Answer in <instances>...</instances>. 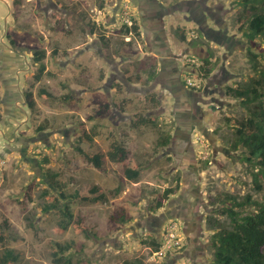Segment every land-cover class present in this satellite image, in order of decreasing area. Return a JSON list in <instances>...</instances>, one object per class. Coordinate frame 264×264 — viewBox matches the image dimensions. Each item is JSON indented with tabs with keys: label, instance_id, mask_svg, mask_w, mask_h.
<instances>
[{
	"label": "rangeland",
	"instance_id": "1",
	"mask_svg": "<svg viewBox=\"0 0 264 264\" xmlns=\"http://www.w3.org/2000/svg\"><path fill=\"white\" fill-rule=\"evenodd\" d=\"M55 1L67 5L68 13L48 11L47 0H18L16 6V0H0V24L5 25L9 10L13 9L6 23L8 34L30 56V67H24L19 75L23 87L29 84L27 91L33 95L43 88L54 96L38 95L36 109L27 107L24 119L23 113L18 115V109L6 106L5 101L0 103L1 123L6 126L0 134V235L5 230L9 235L8 246L22 254L18 264H51L55 242L74 245L68 252L73 264H126L139 259L144 264H213V231L207 220L216 217L226 221V216L221 214L227 205L223 199L235 195L244 200L251 195L264 202V180L259 191L253 169L242 159L245 149L236 151L231 147L236 139L235 123L247 115L241 100L227 94L228 87L237 88L260 76L252 69L247 51L250 44L240 28H246L253 16L264 9L242 5V0H200L207 1L217 15H222L218 23L211 18L204 23L213 28L221 23L224 31L218 35L219 39L199 35L198 24L192 23L201 19L197 13H190L188 19L184 16L183 11L197 8L198 3L181 5L176 14L164 20L163 32L168 33L171 46L179 55L181 80L189 87L188 91L206 100L200 102L199 113L187 92L176 91L179 99L175 107L174 97L167 93L166 85L152 92L156 99L163 98L162 105L153 104L151 95L128 93L125 86L119 85L121 82L116 83L121 90L112 94L111 83L106 84L113 72L107 59L126 60L121 68L134 82L150 73V65L158 64L157 58L145 55L152 52V47L144 37V30L141 29V38L129 35L132 43H125V33L120 32L124 28L122 7L116 23L112 24L111 20L115 0ZM160 1L168 5L199 0ZM124 2L129 4L133 18L140 25L147 15L141 19L133 2ZM72 3L77 5L73 7ZM101 4L105 7L103 15L98 12ZM94 19H100L103 25L95 31L97 40L91 43L93 46L99 42L100 50L93 46L81 60L79 57L83 55H76L89 43L88 24ZM177 29L185 30L186 42L180 41ZM101 36L105 37L104 42L98 40ZM194 39L198 41L195 46L191 45ZM78 43L82 45L76 49ZM7 46H11L10 41ZM35 50L46 51L45 63L49 68L40 82L34 77L38 68L33 60ZM253 50L259 54V69L264 70L262 37L256 40ZM53 51L59 53L54 55ZM74 57L76 60L72 63ZM207 58L209 67L213 66L211 75L223 67L227 73V78L219 77L210 86L216 92V87L222 85V93L210 95L208 92V77L203 76L202 69ZM122 61L120 64L125 62ZM188 78L193 85H188ZM149 81L153 80L149 78ZM103 86H107V92ZM67 95L70 98L64 99ZM213 98L223 106L217 108L220 105ZM114 108L121 113L113 114ZM227 118L233 119L232 122L228 123ZM144 119H151L153 123L145 124ZM39 126L47 129L38 131ZM167 135H171L170 143L161 146L159 142ZM115 142H121L128 149L131 160L140 168L137 182L125 177L123 164L108 159L107 153ZM78 146L91 154H103L104 169L95 168L77 151ZM178 178L177 194L165 201L163 208L156 209L164 191L175 187ZM95 186L106 193L107 202L75 198L68 201L75 220L85 218L90 237L75 225L61 230L60 211L43 210L48 201L44 193L48 189H54L53 193L59 196L61 192L67 196L76 192L88 195ZM122 215L130 219L129 223L121 222ZM174 222L181 246L165 249L164 255L153 253L146 244L148 235L161 239L162 231ZM2 253L0 243V256Z\"/></svg>",
	"mask_w": 264,
	"mask_h": 264
},
{
	"label": "trees",
	"instance_id": "2",
	"mask_svg": "<svg viewBox=\"0 0 264 264\" xmlns=\"http://www.w3.org/2000/svg\"><path fill=\"white\" fill-rule=\"evenodd\" d=\"M242 5L251 4L252 6H258L264 9V0H242ZM91 22V21H90ZM92 23H95L94 21ZM94 26L92 27L93 32ZM248 43L247 48L248 55L251 61L252 69L255 72H259V78L251 79L247 83H241L237 88L228 87L227 94L232 95L235 98L241 100L243 108L246 110V117L240 122H236L234 128L236 129V139L232 143L233 150L245 149L243 161L249 164L253 169L252 175L254 183L257 189L261 191L263 186L261 180H264V70L259 69L258 59L259 54L253 49L255 48L256 40L260 37L264 39V12L256 13L252 20L246 25V28H240ZM123 30H126V34H132L137 39L141 38V27L134 19L132 27L125 25ZM91 32V33H92ZM201 37L207 36L205 31L200 28L198 30ZM176 34L181 42L187 41V35L185 30L177 29ZM10 43L17 50L24 52L25 49L17 46V40L8 36ZM100 41H105V37L101 36ZM132 41H130V44ZM198 44L196 39L191 42V45ZM27 52V51H26ZM260 52H263L262 50ZM54 55L59 51H53ZM261 54V53H260ZM35 62L38 64L37 71L34 75L35 79L40 82L44 75L47 73V65L45 63L46 51L37 50L34 52ZM204 77L207 78L213 72V66H210L209 58L204 60ZM196 68V67H195ZM197 69V68H196ZM201 69V68H200ZM198 70V69H197ZM194 72V71H193ZM125 73H127L125 71ZM199 73V72H198ZM156 72L150 75V79L156 78ZM128 80L132 81L131 78ZM38 94L44 98H54L46 89L40 88ZM64 99H69L70 96H64ZM30 106L32 110L36 109V101L31 99ZM1 102V99H0ZM151 102L157 104L155 97H151ZM114 106L119 108L115 103ZM0 113V121L2 120ZM228 123H231L233 119L227 118ZM145 124L153 123V121L144 119ZM47 128L39 126L38 131L46 130ZM171 135L162 137L159 142L161 146H167L170 143ZM77 151L82 154L95 168L103 170L104 155L101 153H89L83 150L80 146L77 147ZM107 157L110 161L115 163H121L124 165V174L128 180L138 181L141 171L134 161L131 160L130 152L121 143L115 142L111 149L107 153ZM130 163V165H128ZM180 179H177L175 187L167 188L162 198L158 201L155 208L161 209L165 206V201L171 200L180 188ZM44 193V196L48 199L44 204V211L49 213L51 211L59 210L62 214V219L59 223L61 230L65 231L70 226L75 225V228L83 232L86 237L91 236V232L85 224V218L80 217L75 220L74 213L70 207L69 199L75 198L83 201L92 200L94 202H107L106 193L98 186L89 190L88 195H81L76 192L74 195L67 196L64 193H60V196L53 193L52 189ZM65 200L64 202L62 201ZM227 203L222 209L221 214L226 216V221L221 222L216 217H210L208 226L213 231L211 236V242L215 249L213 264H264V202L253 199L251 195H248L244 200H240L235 195H227L222 201ZM130 219H127L125 215H122L121 222L124 224L129 223ZM32 225V223H31ZM5 229H9L8 223L4 222ZM149 240L146 242L151 251L158 252L162 249L163 240L158 238L157 235L149 234ZM0 243L3 246V253L0 256V264H18L22 259V254L8 246L9 235L4 232L0 235ZM53 251L51 253V264H73L71 256L68 254L74 245L72 243H60L55 242L52 244ZM80 264V263H78ZM126 264H144L142 260L127 261Z\"/></svg>",
	"mask_w": 264,
	"mask_h": 264
},
{
	"label": "flooded vegetation",
	"instance_id": "3",
	"mask_svg": "<svg viewBox=\"0 0 264 264\" xmlns=\"http://www.w3.org/2000/svg\"><path fill=\"white\" fill-rule=\"evenodd\" d=\"M17 1L18 0H16V2H15L16 3L15 6L17 5ZM105 1H108V0H105ZM124 1L125 0H115V4L112 7V14H113L112 17H111V20L113 21L112 24H115L116 23V21H115L116 16H118V14H120V10H121L122 4L125 3ZM130 1H132L133 4L135 5L136 12L139 13V17H141V19H142V17L145 14L147 16H151L152 18H155V20H157V23L159 24V27L157 29H159L160 31H164L165 32L164 20L166 18H169L170 16H173L174 14H176V12H178L177 10H180L181 9V5L187 4V5L191 6V5H196L197 3L199 4L198 7L192 9L194 11L191 10V13L192 14L193 13L194 14L197 13V15H199L201 17V19L200 20H194L193 22L194 23H197L198 26H199V28L202 31H205L206 32V35H207L206 38L208 37V39H212V37L215 36V38L219 39L218 38V35L219 34H222L223 31H224V29H222V31H221V28H220L221 27V23L217 24V27L216 28H213V27H210V26L208 27L206 24H204L210 18L215 23L220 22V20L222 19V17H221L222 15H219V14L217 15L216 11L211 6L208 5L207 1H205V2L204 1H200V0L199 1H189V2H187V1L180 2L179 1L178 3H173V4H168V5L164 4L160 0H130ZM73 2H75V0ZM75 4L77 5V3H72V6L74 7ZM104 4H106V2H104ZM102 5L103 4H101L99 6L100 9H98V12L101 15H103L102 9H105V7H103ZM46 8H47L48 11H56V12H59L61 14H67L68 11H69L67 5H64L63 3L59 4L55 0H47ZM146 8H148V9L146 10ZM12 10L13 9L10 8L9 15L7 16V21L9 20V16H11ZM73 10L76 12L75 9H73ZM164 13H166V15H164ZM82 16H83V14H82ZM90 21H89V24L90 25L88 24V26L90 27V31H91L92 27L94 26L93 32L91 33V36H90L91 38H93L94 37V34H95V31L97 32V30L99 28H101L103 25L101 23L99 24V22H97V19H94L93 20L95 23H91ZM67 24H69V23L68 22L66 23V28L69 29V27L67 26ZM120 32L121 33L122 32L125 33V36L124 37H126V39H127V40H125L126 41L125 43L128 44V43H130V41H132V38L129 39V35L130 34H126L127 33L126 30H123V28H122L120 30ZM141 37H142V35H141ZM99 38L100 37H98V39ZM93 42H94V39L93 40H90L89 43L86 45V47H84L79 52H77L76 57H79L80 56L79 55L80 52H90L89 50H91L93 48V46L96 49H99L100 50V44H99V42H96L95 41L96 43H94L93 46H92L91 43H93ZM161 46H162V49H161L162 51H164V50L169 51L168 47L166 46L165 41H162V45H160V47ZM35 51H37V50H35ZM34 52H33V60L35 62ZM76 57H74L71 60L72 63L76 60ZM122 59L123 58H121V57H120V60L107 59V61L110 63V65L112 67V70H113V72H111L112 74L108 76L107 81H106V84L107 85L111 83L110 84L111 90L113 88H116V91L115 92H118V91L121 90V87L120 86H122V87L125 86V88L127 89V92L128 93L139 92L141 94H145L146 97L147 96L149 97L150 95L151 96L153 95L152 92H155L159 87L164 86V84L161 83L162 78H160V77L155 78L149 84H148L147 81H144V79L142 80V78L138 79L136 82L133 81V83L131 84V81H128L127 79H125L126 78L125 76H127L128 73H125V71L121 68L122 65L124 63H126V62H123L124 60L122 61ZM121 61L123 62L122 64H120ZM36 65H37V63H36ZM225 73H226V71H225V69L223 67L222 69H220V71L218 73H216L214 75H210V77L207 78L208 79V83L207 84L209 86L207 89L209 90L208 92L210 93V95H212L214 93H222L223 88H224L222 85L219 86V88L216 87V89H215L216 92H213V90L211 89L210 86L219 77L223 78V76L225 75V78H227V75H226L227 73L226 74ZM123 77H125L124 80H123ZM128 77L132 79V76H128ZM162 81L163 82L164 81L166 82V79L165 80H162ZM119 82H121V84H119L120 86L116 85V83H119ZM179 86L182 87V88H185L183 86V84H180ZM103 89H104L105 92L108 91L107 86H103ZM187 92H188V90H187ZM188 95L190 97L191 96L193 97L192 98V101H193V103L195 102L194 103V108L196 109L197 112L201 113V109H200L201 107H200V105H201V103L206 102V100H204L202 97H199L194 92H190L189 91L188 92ZM29 97H31L30 94L24 96L25 100L27 101V105L24 106V108H21V105L24 103V102H22V104L19 105V107L21 109L26 110L25 108H27V107L29 109L31 108ZM162 99L163 98H161V96L156 99L157 102L160 105H162V102H163ZM25 100H22V101H25ZM174 100H175V105L174 106L177 107L178 99L176 98V96H174ZM213 100H214L213 101L214 103H218L220 105L217 108H220V107L223 106V104L220 101H218L217 99L213 98ZM6 102L7 101H5V105H6ZM20 112H22V111H20ZM119 113H121V110L114 108L113 114H119ZM12 117H15V116L13 115ZM2 121H3V119L0 121V131L3 130L2 127H6L5 124H2L1 123ZM1 133H2V131L0 132V134ZM63 133H64V135L67 136V134H66L67 132H63ZM156 220L159 221V219H156Z\"/></svg>",
	"mask_w": 264,
	"mask_h": 264
},
{
	"label": "crops",
	"instance_id": "4",
	"mask_svg": "<svg viewBox=\"0 0 264 264\" xmlns=\"http://www.w3.org/2000/svg\"><path fill=\"white\" fill-rule=\"evenodd\" d=\"M190 13H191L190 10L183 11V14L187 19ZM149 18L150 16H145L143 18L142 23L140 24L141 29L144 30V35H145L144 37L146 41L149 42L148 43L149 46L152 47V52L149 54L146 52L145 55L154 56V58H157V61H158L157 65H150L149 71L150 73H152V71H155L157 75L156 78L160 77L162 78V80L166 79V82L165 81L163 82L161 80V83H163L164 86L166 85L165 89L167 93H169L172 97L176 96V98L179 99L176 91L177 92L182 91L186 93L188 90L187 88H189L188 86L185 85L186 83L182 81L180 78V71L182 70L180 69V65L178 63L179 55L176 54L175 51L173 50L171 46L172 41L170 40L168 33H164L163 31H160L159 29H157L159 27V24L157 23V20H155V18H152L151 20H149ZM97 22H99L100 24V19L97 20ZM6 23L3 26L2 24H0V99L1 101L8 102V103L6 102V106L10 105V107L18 109L19 111L18 115L23 113L22 115L24 119V116H25L24 109H21L19 105L22 104V102L25 103V101H22V100H25L24 98L25 95H28V94L33 95V93L32 91H27L29 88V84L26 87H23V84H22V81L20 80L19 75L21 71H24V67L29 66L30 56L26 53V51L21 52L17 50L16 48H14L11 45V43H10L11 46L9 47L7 46V42L10 41V39L8 38L9 34H8ZM90 32H92V30ZM93 39L96 40V37L95 36L93 38L90 37V40H93ZM162 41H165L166 46L168 47L169 51L163 49L164 51H160V53H162L163 56L160 57L158 55H161V54L158 53L159 52L158 50L159 48L162 49V46L160 47V45H162ZM81 45L82 44L78 43L76 49H79ZM86 54L87 52H80L79 55H83L84 57L82 56L79 58H81V60H84ZM124 61L127 63L126 60ZM123 66H125V64H123ZM48 71H49V68L47 67V72ZM139 72L142 73L143 70H139ZM150 73L148 75L145 74V76L142 75V78H144V81H147L149 83H150L149 81ZM128 78L129 77L126 76L127 80ZM132 83L133 81H131V84ZM180 84H183L185 88L180 87L179 86ZM115 91H116V88H113L111 90L112 94ZM38 92L36 94L34 93L33 96L31 95V98L33 97L32 99L35 100L36 102H37L36 97L39 95ZM0 107H1V104H0ZM25 109L28 110L27 108ZM6 124L8 123L6 122ZM9 126L10 125L8 124V127ZM4 128L5 127H3V131H4Z\"/></svg>",
	"mask_w": 264,
	"mask_h": 264
},
{
	"label": "built area",
	"instance_id": "5",
	"mask_svg": "<svg viewBox=\"0 0 264 264\" xmlns=\"http://www.w3.org/2000/svg\"><path fill=\"white\" fill-rule=\"evenodd\" d=\"M131 8L128 3H123L122 4V24L125 26L127 25L128 27H132L134 23V18L132 16V13L130 12ZM132 35V34H130ZM186 82L188 85H193L192 81L190 78L186 79ZM177 224L171 223L168 225V227L162 231V240H163V246L160 251H158V255H164V250H175L181 246V241L179 239V235L177 232Z\"/></svg>",
	"mask_w": 264,
	"mask_h": 264
},
{
	"label": "water",
	"instance_id": "6",
	"mask_svg": "<svg viewBox=\"0 0 264 264\" xmlns=\"http://www.w3.org/2000/svg\"><path fill=\"white\" fill-rule=\"evenodd\" d=\"M89 49V48H88ZM22 54V53H21ZM24 55V54H23ZM27 105V101L25 100V103H23L22 105H21V108H24V106H26Z\"/></svg>",
	"mask_w": 264,
	"mask_h": 264
}]
</instances>
